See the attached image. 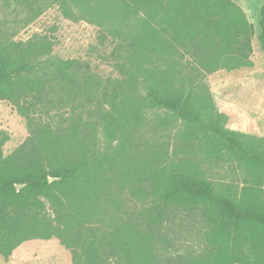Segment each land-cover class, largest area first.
Returning <instances> with one entry per match:
<instances>
[{
	"label": "trees",
	"instance_id": "1",
	"mask_svg": "<svg viewBox=\"0 0 264 264\" xmlns=\"http://www.w3.org/2000/svg\"><path fill=\"white\" fill-rule=\"evenodd\" d=\"M264 51V0H258ZM24 25L57 8L99 28L116 76L0 28V101L27 122L0 143V256L58 239L75 264H264V138L216 102L208 75L254 65V25L232 0H0ZM249 122L242 130L243 122ZM249 170L242 195L209 166ZM196 224V225H195ZM191 226V227H190ZM196 229L202 248L181 242ZM190 228V229H189ZM255 245L254 255L245 248Z\"/></svg>",
	"mask_w": 264,
	"mask_h": 264
},
{
	"label": "rangeland",
	"instance_id": "2",
	"mask_svg": "<svg viewBox=\"0 0 264 264\" xmlns=\"http://www.w3.org/2000/svg\"><path fill=\"white\" fill-rule=\"evenodd\" d=\"M245 12L250 23L254 25L252 40L253 62L249 68L235 71H219L206 77L205 83L216 102L227 106L239 107L255 120L259 135L264 138V51L261 48V13L258 0H232ZM14 6L5 9L0 5V28L3 33L13 35L16 42H27L36 36H48L54 42V54L63 59H80L91 64L92 68L104 77L116 76V71L108 56L110 44L101 45L99 28L86 22H72L64 18L57 8L47 10L41 17L29 25H24V15L14 11ZM249 122H243L240 128L247 130ZM29 137L25 119L20 116L13 105L0 101V143L2 154L8 157L22 146ZM209 178L218 184L231 188L233 195H242L252 185L249 170L227 160L209 166ZM255 184L259 185L258 197L264 203V177ZM196 225V224H195ZM191 227V226H190ZM193 228V227H192ZM190 229V228H189ZM197 227L189 234L182 232L184 245L200 250L201 240L197 237ZM255 245L245 248L249 255H254ZM0 264H75L73 254L58 239L49 241L33 240L24 243L14 251L9 259L0 256Z\"/></svg>",
	"mask_w": 264,
	"mask_h": 264
}]
</instances>
